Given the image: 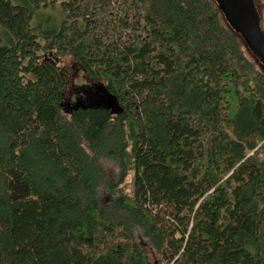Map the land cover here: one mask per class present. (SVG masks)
Listing matches in <instances>:
<instances>
[{"label": "trees", "instance_id": "obj_1", "mask_svg": "<svg viewBox=\"0 0 264 264\" xmlns=\"http://www.w3.org/2000/svg\"><path fill=\"white\" fill-rule=\"evenodd\" d=\"M0 264H264V70L214 0H0Z\"/></svg>", "mask_w": 264, "mask_h": 264}, {"label": "rangeland", "instance_id": "obj_2", "mask_svg": "<svg viewBox=\"0 0 264 264\" xmlns=\"http://www.w3.org/2000/svg\"><path fill=\"white\" fill-rule=\"evenodd\" d=\"M14 5H21L25 0H7ZM256 7L258 8L259 14L264 18V0H255ZM58 18V12H51L50 10H45L39 18L46 25L52 22V18ZM36 21V19H34ZM235 21L233 25L239 24L242 28V31L246 30V26H243V22L241 20ZM238 26V25H237ZM246 49V48H245ZM247 50V49H246ZM248 52V50H247ZM248 54L253 57V55L248 52ZM254 59V58H253ZM257 65L264 70V66L257 62ZM62 66L65 70V73L68 76V82L65 90V109L73 107L75 105H99L102 107H114V101L107 95L100 86H98L95 82L87 79L79 65L71 58H63ZM110 166V164H109ZM108 166V168H109ZM112 200L106 193L101 194V202H106ZM137 239L139 242L144 243V239L138 235ZM148 254L150 251L147 249Z\"/></svg>", "mask_w": 264, "mask_h": 264}, {"label": "water", "instance_id": "obj_3", "mask_svg": "<svg viewBox=\"0 0 264 264\" xmlns=\"http://www.w3.org/2000/svg\"><path fill=\"white\" fill-rule=\"evenodd\" d=\"M214 1L221 11L225 22L240 36L244 47L253 55L256 62L264 66V33L261 30V16L256 7L257 2L255 0ZM239 20L243 22V26H246L245 31H242L241 26L237 24ZM235 21H237L236 24L238 26L233 25ZM109 97L114 101L115 106L104 107L110 109L112 114H115L118 111V105L113 97Z\"/></svg>", "mask_w": 264, "mask_h": 264}]
</instances>
